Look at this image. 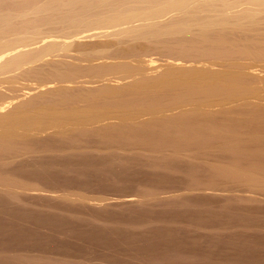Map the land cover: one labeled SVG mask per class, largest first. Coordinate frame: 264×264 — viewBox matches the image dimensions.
I'll return each mask as SVG.
<instances>
[{"label":"rangeland","instance_id":"rangeland-1","mask_svg":"<svg viewBox=\"0 0 264 264\" xmlns=\"http://www.w3.org/2000/svg\"><path fill=\"white\" fill-rule=\"evenodd\" d=\"M1 2V10L15 11L33 3ZM262 2H197L187 13L173 11L169 22L83 38L99 46L49 57L41 70L26 73L27 65L0 74V107L9 105L3 112L57 87L62 95L51 93L53 100L86 107L101 93L115 113L122 105L115 90L169 70L237 72L249 84L236 96L214 90L210 100H193L186 86L170 90L156 99L162 108L127 122L117 112L79 125L88 132L74 145L48 141L56 127L40 123L30 131L34 141L0 151V264H264V187H255L264 186V112L255 110L264 109ZM203 30L211 37L201 39ZM39 82L47 85L37 88ZM127 94L132 103L134 93ZM197 107L210 122H194ZM64 157L72 161L61 163ZM51 158L62 159L44 163ZM165 227L173 246L159 241L157 230ZM241 242L251 252L242 253Z\"/></svg>","mask_w":264,"mask_h":264},{"label":"bare ground","instance_id":"bare-ground-1","mask_svg":"<svg viewBox=\"0 0 264 264\" xmlns=\"http://www.w3.org/2000/svg\"><path fill=\"white\" fill-rule=\"evenodd\" d=\"M29 1H32L33 3L29 7L24 8V10L18 9L17 11L16 9L15 11L14 9L11 10L9 8V10L6 9V11L5 9L3 10V8L2 10L0 9V74L14 69L17 70L18 68L23 69V67L26 68L27 65L28 68L24 70L26 73H30L38 69L41 70L45 63H52L51 61H53V58L48 61L49 57L55 58L56 56L65 58L69 57L70 53L72 52L83 54L87 52V50L99 46L98 44L89 45L86 42L83 44V38H96L99 36L111 37V35L114 37V35H124V33L129 34L133 31L135 32L136 28H141L145 23L146 25L149 23L150 25L152 23H157L158 25V23L161 24L167 21L169 22L175 19V16L171 15L173 11L179 9L185 12L184 10L187 8L190 9L192 4L193 6H195L194 4L197 6L201 5L197 4V2H201L202 5L205 3H210V5L215 7H218L222 4L225 6L228 4L230 5L232 2H238V0ZM249 1L253 4L257 2L259 4V1L261 2L262 0ZM262 3L264 4V2ZM1 4L2 2L0 0V6ZM244 25H240V28H245L246 25ZM204 27H207L206 23ZM211 30L212 29H210V31ZM186 31L187 38L190 37L189 39L192 40L193 35L190 31V27H188ZM203 31L204 32L200 35L201 39H206L209 37L207 35H210L211 37V34H209L210 32L208 33L206 30ZM205 32H207V35ZM214 42L220 47L224 44V41L222 42L215 40ZM220 49L225 51V53H228L226 45ZM60 60V62L64 64V60ZM41 61H43V63H40L37 66L29 67L30 64L34 65ZM166 73L167 72H165L164 75L162 74L158 76V80H151L153 79L151 77H143L141 79L134 80L130 84L126 85V87L124 86L120 90L117 89L119 91L115 90L116 92H113L115 94L118 93L122 97V99H120V101H122L118 102L122 105L120 109L118 108L119 111L117 112H119L124 121L126 119L128 120L129 117L136 116L139 113L142 114L143 112H149L160 108L162 104L156 100L159 96L164 94L163 96L166 98L168 96L167 92H170V90L176 91L179 90V88L184 89L185 86L188 95H190V97L192 96L193 100H195L194 98L200 94L206 96L207 98V96L214 94V90L218 95L219 93H222L221 91H225V94L231 93V96L234 94V96H236V94L240 92L245 93L249 88V84L247 85V78L242 74H238L237 72H222L204 67L200 69L179 70L176 72H170L169 70V73ZM46 85L47 83L45 82H39V84L36 86L38 88ZM56 88H47L48 90L46 89L41 93L39 92V94L37 93V95L35 94L36 96H33V98L22 100L16 108L13 107L11 110L6 112L3 111L9 105H1L0 125L3 128L0 131V151L7 149L15 150L18 149L19 145L22 146L23 143H29L30 140L34 141V139H32L34 136L30 134V131L32 132L34 128L37 129L40 126V123H47L48 125H51V128H53V126L54 128L56 127L54 135H50V139L48 141H60L62 144L71 143L74 145L78 140L79 135H81L80 133L82 131L83 133L87 131L80 128L81 124H87L96 120L98 121L99 118V120H101V118H104V116L106 117V115L108 116V114L110 116V113H114L113 110L116 109V106L114 109H112V105L107 102V100L102 101L103 95L101 93L94 94L91 98L92 102L88 103L86 107L74 105V103L71 102V99L54 97L55 99L53 100L49 96L51 93L53 94L56 91L62 95L60 89L58 90ZM20 89L18 88L17 90ZM108 90L106 91L108 92ZM218 90L219 92L217 93ZM128 91L129 93H134L133 95H135V97H133L135 99L132 103H126L125 101V99H129L127 96H130V94H127ZM119 95L117 98H119ZM48 96L50 99H48ZM214 97H216L215 94ZM93 98L95 99L94 102ZM113 99L115 102V97H113ZM158 100H161V98H158ZM199 100L202 99L197 100L198 103L200 102L201 104V101ZM12 103L10 102L9 104L11 105ZM165 104L166 103H164L163 106ZM255 110L264 112L263 108H257ZM117 112L115 111L116 114ZM200 112L201 111L198 109V107L190 111V114H194V116H196L194 122H210L209 120H204L201 117ZM127 120L125 122H127ZM47 124H41V126H47ZM251 125L255 128H258L259 126L258 123H251ZM135 126L142 127L139 125ZM72 157L74 158L75 156L73 155ZM61 159L51 158L45 160L44 163L49 165L53 164L55 166L58 162L60 163ZM66 159L71 160L67 157H64L61 163H63V161L65 163ZM57 166L59 167V165ZM2 167L3 164H0V168ZM99 170H96L95 168L93 171L97 173ZM255 187L262 188L264 186L256 185ZM48 217H46V215L43 217L42 215V220L45 219V221H47L48 219V221L51 220L50 222L58 221V218H55L53 215H48ZM171 231L172 230L169 227H165L161 230L159 229V231L157 230V235L160 239L159 241H164L166 242L165 244H168L167 242H169L170 244L168 245L174 244L171 243L175 241H173L174 237L171 234ZM102 235L103 234H101L100 239L104 237V235L103 237ZM98 237L99 234L97 235V238ZM250 247L251 246H249L247 242L238 243V249L241 250L242 253H247L249 250L251 252L252 249ZM156 254L155 257L159 258V254Z\"/></svg>","mask_w":264,"mask_h":264}]
</instances>
